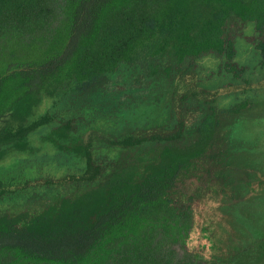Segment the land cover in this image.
Instances as JSON below:
<instances>
[{"label": "trees", "instance_id": "obj_1", "mask_svg": "<svg viewBox=\"0 0 264 264\" xmlns=\"http://www.w3.org/2000/svg\"><path fill=\"white\" fill-rule=\"evenodd\" d=\"M244 23L254 25L264 66V0H0V160L30 151L28 136L48 127L43 141L85 162L59 192H33L0 213V264H264V173L229 136L239 119L264 117V102L219 109L175 92L209 55L242 79L235 44ZM122 64L146 66L159 81L165 123L93 144L75 118L33 117L43 96L71 85L85 92ZM192 110L202 118L187 128ZM104 148L117 158H95ZM203 174L207 182L187 193Z\"/></svg>", "mask_w": 264, "mask_h": 264}, {"label": "rangeland", "instance_id": "obj_2", "mask_svg": "<svg viewBox=\"0 0 264 264\" xmlns=\"http://www.w3.org/2000/svg\"><path fill=\"white\" fill-rule=\"evenodd\" d=\"M254 36L252 23L241 24V36L235 44V62L245 67L242 79H233L220 69L223 58L209 55L197 61L192 75L176 80V95L189 94L198 102L213 100L219 109H228L244 100L264 102V66L261 65L259 52L250 41ZM149 71L146 66L122 64L116 72L107 74L102 83L85 92L71 85L63 93L43 96L33 117L49 113L55 120L75 118L83 141L93 144L105 136V132L124 127L161 125L165 123V110L156 106L160 98L159 81ZM201 118L202 111L192 110L185 117L187 128L194 127ZM48 131V127H41L28 136L30 151H7L0 160V189L7 193V197L0 200V213L16 210L33 192H59L63 188L61 181L64 177L83 173V159L61 154L43 141L42 136ZM229 136L237 152L249 155V162L245 163L254 164L251 170L264 173V117L245 116L239 119L230 128ZM117 155V150L104 148L97 151L94 157L114 160ZM206 182L207 175L203 174L199 180L188 181L184 188L187 191L193 185L197 187ZM203 199L195 200L194 206ZM211 208L202 205L198 211L209 213ZM237 218L245 224L250 223L239 214Z\"/></svg>", "mask_w": 264, "mask_h": 264}]
</instances>
